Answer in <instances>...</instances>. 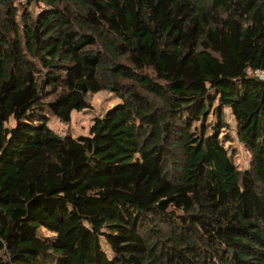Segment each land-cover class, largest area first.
<instances>
[{
	"label": "trees",
	"instance_id": "1",
	"mask_svg": "<svg viewBox=\"0 0 264 264\" xmlns=\"http://www.w3.org/2000/svg\"><path fill=\"white\" fill-rule=\"evenodd\" d=\"M259 72L264 0H0V264H264Z\"/></svg>",
	"mask_w": 264,
	"mask_h": 264
},
{
	"label": "rangeland",
	"instance_id": "2",
	"mask_svg": "<svg viewBox=\"0 0 264 264\" xmlns=\"http://www.w3.org/2000/svg\"><path fill=\"white\" fill-rule=\"evenodd\" d=\"M121 99L110 91H101L93 95L91 99V108L81 111L74 112L72 120L69 124L62 123L59 119H57L51 113H47L49 117L50 126L59 133H73L74 135H87L89 134V128L92 125L94 118L97 116H103L108 109L119 103ZM227 119L230 124V128L228 129L230 133L234 136V140L229 144H233L236 148L235 153L237 157L235 161L238 163L241 169H246L250 166L251 163V154L246 148L238 141L236 136V121L229 109L226 111ZM226 135L227 131L224 132ZM236 136V137H235ZM42 237H46L45 232H40ZM104 250L109 254L112 258L114 256V252L111 248L105 243Z\"/></svg>",
	"mask_w": 264,
	"mask_h": 264
},
{
	"label": "built area",
	"instance_id": "3",
	"mask_svg": "<svg viewBox=\"0 0 264 264\" xmlns=\"http://www.w3.org/2000/svg\"><path fill=\"white\" fill-rule=\"evenodd\" d=\"M260 76L264 78V72H259Z\"/></svg>",
	"mask_w": 264,
	"mask_h": 264
}]
</instances>
